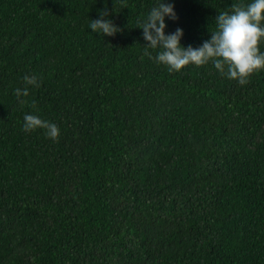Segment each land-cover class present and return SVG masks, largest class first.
Listing matches in <instances>:
<instances>
[{"label": "trees", "instance_id": "trees-1", "mask_svg": "<svg viewBox=\"0 0 264 264\" xmlns=\"http://www.w3.org/2000/svg\"><path fill=\"white\" fill-rule=\"evenodd\" d=\"M155 2L0 0V264H264V69L168 71L136 26ZM172 2L198 46L248 0Z\"/></svg>", "mask_w": 264, "mask_h": 264}, {"label": "clouds", "instance_id": "clouds-1", "mask_svg": "<svg viewBox=\"0 0 264 264\" xmlns=\"http://www.w3.org/2000/svg\"><path fill=\"white\" fill-rule=\"evenodd\" d=\"M231 9L218 11L215 29L198 46L181 43L182 27L178 26L172 32L165 31L166 17L178 18L172 0H156L136 26L143 30V38L147 41L144 44L146 53L157 63L166 65L168 71L180 70L189 63L203 65L211 61L221 75L245 84L253 72L264 69V50L260 48L264 42V0L233 4ZM88 26L93 32L103 35H113L120 30L106 8L100 9L99 17L91 18ZM149 48L158 49L154 56ZM23 80L25 86L13 90L17 97L28 96V85L39 87L40 84L39 77L34 73L24 74ZM23 121L25 131L41 128L53 139L60 133L56 122L33 112H26Z\"/></svg>", "mask_w": 264, "mask_h": 264}]
</instances>
